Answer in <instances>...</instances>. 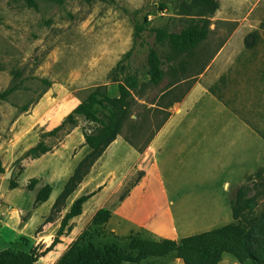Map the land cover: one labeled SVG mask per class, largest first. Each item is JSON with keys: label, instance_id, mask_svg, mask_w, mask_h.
<instances>
[{"label": "rangeland", "instance_id": "374dc122", "mask_svg": "<svg viewBox=\"0 0 264 264\" xmlns=\"http://www.w3.org/2000/svg\"><path fill=\"white\" fill-rule=\"evenodd\" d=\"M215 1L217 8L203 15L200 13L203 9L192 8L188 0H0V92L16 85V90L7 100L0 102V137L7 138L12 121L30 110L45 94L47 101L44 107L54 110L53 118L56 119L68 113L96 87L104 86L107 93L117 96V83L133 76L137 78L139 87L135 93L131 92L134 102L128 120L116 138L125 143L128 140L138 147L145 146L166 117L170 103L181 97L198 79L209 60L226 43L230 44L226 53H232L241 46V37L233 36L234 16H246L250 8L254 14L264 13V0ZM160 4L165 9L160 10ZM200 18L208 20L206 40L191 54L175 59V70L165 71L158 85L149 84V49H155L164 58L170 53L167 42L164 45L158 43L151 30L162 28L176 32ZM135 26L143 27L139 37L134 36ZM127 52L129 56L124 58ZM258 64L260 61L256 59L248 62L247 74L244 70H239L242 74L237 71L245 65L232 64L224 73V83L219 85L223 98L218 101L231 111L241 113L257 128L255 133L264 142V66ZM216 107L213 102L206 105L210 118L214 114L209 112ZM217 117H224V114ZM216 122H210V137L217 134L222 139L239 138L240 131L228 121L217 119ZM131 125L138 129L133 131ZM94 127L95 124L79 119L67 133L73 134L75 146L78 142L85 146L83 133ZM65 134L59 132L56 137H45L44 141L54 149L63 141ZM241 136L239 139H244ZM120 144L114 146L117 165L129 159L128 146ZM243 144L237 143L231 148L233 159L226 157L221 161L223 164L224 159L227 160L236 169L233 174L213 171L217 161L215 156L210 157L207 171L200 179L192 176L190 170L185 174L181 172L184 162L171 163L177 186L175 202L171 205L177 237L234 224L249 240L264 242V149L259 150L258 144L255 146V150H259L256 167L237 180L240 162L235 155ZM7 160L10 162L12 158ZM117 165L110 168H117ZM20 166L21 163L13 167L10 178L21 175L25 185L20 188L28 190L29 179H24L28 174H22ZM140 173L132 174L121 194L138 180ZM224 182L230 184L225 187L227 189H223ZM6 187L7 180L4 174H0V251L10 244L23 251H43L44 245L40 244H13L19 236L11 230L9 215L10 210L17 209L14 197L21 191ZM54 213L52 211L50 215L55 216ZM25 215L24 211L19 213L21 221ZM55 235L56 232L50 243ZM141 237L148 238V235L142 233ZM112 239L113 236L102 228L99 240ZM56 255V251L52 255L45 254L36 264H50ZM141 264L182 263L168 256ZM218 264L238 263L231 255L224 254Z\"/></svg>", "mask_w": 264, "mask_h": 264}, {"label": "crops", "instance_id": "0c3cea01", "mask_svg": "<svg viewBox=\"0 0 264 264\" xmlns=\"http://www.w3.org/2000/svg\"><path fill=\"white\" fill-rule=\"evenodd\" d=\"M233 21L235 23L233 36L241 37V46L232 53H226L225 51L230 47V44L226 43L209 60L198 79L192 83L179 101L173 102L168 108V117L156 129L143 151H136L119 138L113 140L92 163L87 174L66 198L59 211L52 206L75 167L89 152L88 147L81 146L82 142H78L75 146L72 143L73 134L67 133L58 147L54 149L52 147L48 153L39 158L24 159L20 162L23 168L22 174H28L24 179L34 178L37 184L32 190L20 188L25 184H22V176L19 175L18 186L15 189L6 187L16 192L21 191L20 194L15 193L17 209L10 210L9 215L11 230L19 236L17 240L14 239L13 244L20 242L24 245L40 244L44 245V248L48 247L51 244V237L57 231L62 217L72 202L77 197L88 193L93 195L82 204L80 215L68 221L67 228L59 237V243L46 253L52 255L55 251L57 252L50 264L67 251L101 208L110 211L109 219L102 226L109 235L127 237L141 236L144 233L154 241L161 239L178 241L183 237H177L171 209V205L175 202L174 196L177 195L172 162L180 164L184 162L185 167L181 172L185 174L190 170L192 176L200 179L207 171L210 157L215 156L217 161L213 171L223 170L233 174L236 169H233L227 160L224 159L223 164L221 161L226 157L233 159L231 148L237 143H245L235 155L240 162L237 180L243 173L254 170L257 153L264 149V142L255 133L257 128L246 121L241 113L231 111L225 105H221L218 100L223 98L220 94L223 91L219 89V85L224 83V73L232 64H238L240 67L245 65L237 69L239 74H242L239 70H244V74H247V63L255 59L260 61L258 65L264 66V13L254 14L253 8H250L246 16H234ZM252 33L255 36L249 39L246 45L245 38ZM46 101L45 94L30 110L12 121L7 138L0 137V167L4 170L3 174L8 168L12 172L14 162L40 140L39 135L58 126L77 105L75 104L68 113L54 119V110L44 107ZM209 102L217 105L216 110L209 112L214 114L211 118L205 110ZM222 114L224 117H217ZM217 119L228 121L237 128L238 132L240 131L239 138L241 134L244 139H222L217 134L210 137L209 129L212 127L210 122H216ZM120 142V146H128L125 150L129 159L117 165L114 160V146ZM257 144L259 150L256 151ZM9 157L12 158L10 162L7 160ZM115 165L117 168H110ZM218 165H220L219 168H217ZM136 171L142 172V176L133 182L124 197L119 200L126 181ZM44 185L51 187V193L45 202L36 203V194ZM229 185L224 182L223 189H227L225 187ZM23 211L26 215L21 221L19 213ZM52 211H55V216L50 215Z\"/></svg>", "mask_w": 264, "mask_h": 264}, {"label": "trees", "instance_id": "16d2710c", "mask_svg": "<svg viewBox=\"0 0 264 264\" xmlns=\"http://www.w3.org/2000/svg\"><path fill=\"white\" fill-rule=\"evenodd\" d=\"M188 1L191 3L192 8L203 9L200 12L203 15L211 13L217 8L215 0ZM159 9L163 10L165 6L160 4ZM142 31L143 27L135 26L134 36L139 37V33ZM151 32L154 34L156 41L161 45L167 42L170 50L167 58L162 57L155 49H149L148 51V82L152 85H158L165 71L175 70L173 62L175 59L181 55L191 54L201 42L206 40L209 33L208 20L200 18L176 32H167L162 28H154ZM254 36L253 33L248 34L245 38V44L247 45L249 39ZM128 56L129 52L125 54L124 58H128ZM166 65L167 69L164 70ZM103 87H96L91 90L62 119L58 126L43 133L41 139L14 162V166H16L24 159H36L48 153L52 147L44 141V138L56 137L59 132L67 134L69 130L76 126L79 119L95 124V127L89 132L83 133L84 145L88 147L89 152L75 167L72 175L57 196L52 206L57 211L60 210L66 198L82 181L92 163L120 134L123 123L128 120L130 108L134 102L131 92L135 93L139 84L136 77H125L122 82L117 83V96H111ZM15 90L16 85H13L0 92V102L6 101ZM179 100L180 97L174 102ZM171 105L172 102L169 107ZM156 109L162 110L159 107H156ZM168 114L158 128L166 120ZM131 126L133 131L138 129L135 125ZM126 141L138 152L143 151L148 144L138 147L130 141ZM3 173L4 170L0 167V174ZM18 176L15 175V178H10L7 181L9 189H15L18 186ZM140 176H142V172ZM36 184V179H30L27 188L32 190ZM50 193L51 187L49 185L42 186L36 194V203L45 202ZM126 193L127 190L119 196V200ZM92 195L93 193L81 195L72 202L60 221L54 239L43 251L36 253L34 250L23 251L9 246L0 251V264H36L39 257L44 256L59 243V237L67 228L68 221L80 215L82 204ZM109 217L110 211L108 209H99L91 219L89 225L55 264H141L144 261L161 259L168 256L180 260L182 264H218L224 254L231 255L238 264H264V242L259 243L249 240L240 231L238 226L234 224H226L215 229L185 236L178 241L169 239L154 241L149 238H143L140 235H129L127 237L113 236L111 241H101L99 237H101L102 226L107 222Z\"/></svg>", "mask_w": 264, "mask_h": 264}, {"label": "water", "instance_id": "95a60500", "mask_svg": "<svg viewBox=\"0 0 264 264\" xmlns=\"http://www.w3.org/2000/svg\"><path fill=\"white\" fill-rule=\"evenodd\" d=\"M10 175H11V170L7 171V172L4 174V178H5V179H9V178H10Z\"/></svg>", "mask_w": 264, "mask_h": 264}]
</instances>
